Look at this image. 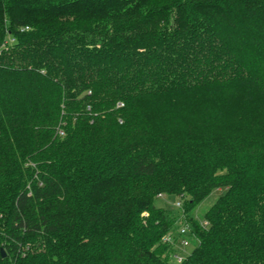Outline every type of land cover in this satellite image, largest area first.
<instances>
[{
  "label": "trees",
  "instance_id": "16d2710c",
  "mask_svg": "<svg viewBox=\"0 0 264 264\" xmlns=\"http://www.w3.org/2000/svg\"><path fill=\"white\" fill-rule=\"evenodd\" d=\"M181 220L264 264V0H0V264H175Z\"/></svg>",
  "mask_w": 264,
  "mask_h": 264
},
{
  "label": "built area",
  "instance_id": "2783aa9c",
  "mask_svg": "<svg viewBox=\"0 0 264 264\" xmlns=\"http://www.w3.org/2000/svg\"><path fill=\"white\" fill-rule=\"evenodd\" d=\"M175 208H181L180 202L175 203ZM203 226L206 224L203 223ZM191 239L194 237L191 235L188 225H181L175 233H168L165 236L163 242L174 249L171 258L175 264H180L188 254L186 249L191 247Z\"/></svg>",
  "mask_w": 264,
  "mask_h": 264
},
{
  "label": "rangeland",
  "instance_id": "374dc122",
  "mask_svg": "<svg viewBox=\"0 0 264 264\" xmlns=\"http://www.w3.org/2000/svg\"><path fill=\"white\" fill-rule=\"evenodd\" d=\"M222 194V190H214L211 194L202 201L195 209L193 214L195 215V219L200 221L202 219V215L210 206H212L218 197ZM178 201V198L175 196H163L162 198H157L155 200V206L159 208H163L166 211H173L175 208V203ZM184 220L180 221V225H186ZM191 250V247L186 249V253Z\"/></svg>",
  "mask_w": 264,
  "mask_h": 264
}]
</instances>
